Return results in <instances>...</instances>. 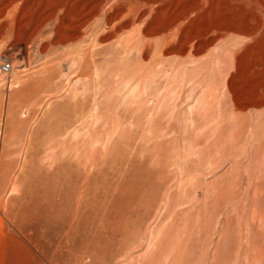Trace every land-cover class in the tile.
I'll use <instances>...</instances> for the list:
<instances>
[{"label": "rangeland", "instance_id": "rangeland-1", "mask_svg": "<svg viewBox=\"0 0 264 264\" xmlns=\"http://www.w3.org/2000/svg\"><path fill=\"white\" fill-rule=\"evenodd\" d=\"M233 14L174 76L114 44L42 57L0 21V264H264V15Z\"/></svg>", "mask_w": 264, "mask_h": 264}, {"label": "bare ground", "instance_id": "bare-ground-1", "mask_svg": "<svg viewBox=\"0 0 264 264\" xmlns=\"http://www.w3.org/2000/svg\"><path fill=\"white\" fill-rule=\"evenodd\" d=\"M6 12L12 15H4ZM233 13L264 15V0H0V21H8V25L2 28V34L13 31L14 37L22 36L27 46L37 49L39 56L47 57L59 46L77 45L79 58L87 64L90 59L100 56L103 45L114 44L123 57L130 55L132 58L135 49L142 58L156 52L159 71H169L173 76L187 71L188 64L196 62L198 57L207 53L215 43H221L229 34L239 36L237 29L228 30L226 26V30L222 29L223 19L213 21L214 24L203 23L206 15ZM261 19L260 29L264 28V18ZM136 29L140 31L137 38L136 34H129ZM251 33L247 32L253 38ZM126 34L129 35L124 38ZM48 66L43 64L40 74L44 76L39 77L45 85H50L55 78Z\"/></svg>", "mask_w": 264, "mask_h": 264}, {"label": "built area", "instance_id": "built-area-1", "mask_svg": "<svg viewBox=\"0 0 264 264\" xmlns=\"http://www.w3.org/2000/svg\"><path fill=\"white\" fill-rule=\"evenodd\" d=\"M12 72V65L5 57L0 56V73L3 75H9Z\"/></svg>", "mask_w": 264, "mask_h": 264}]
</instances>
